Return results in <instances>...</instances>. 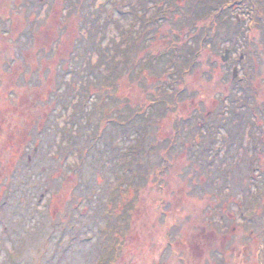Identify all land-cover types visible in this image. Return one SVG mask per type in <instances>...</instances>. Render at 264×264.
I'll return each mask as SVG.
<instances>
[{"label": "rangeland", "instance_id": "374dc122", "mask_svg": "<svg viewBox=\"0 0 264 264\" xmlns=\"http://www.w3.org/2000/svg\"><path fill=\"white\" fill-rule=\"evenodd\" d=\"M82 1L0 0V264H98L108 240L100 233L107 221L102 206L112 192L122 198L120 180L98 173L92 179L100 157L98 143L88 139L92 123L76 132L71 117L84 94L80 67L98 66L95 72L106 76L100 54L107 62L122 60L112 46L126 47L123 33L133 29L132 18L113 7L138 0ZM245 1L231 18L243 31L220 43L216 55L205 54L184 86L190 100L180 113L193 112L196 122L187 124L182 150L163 169L153 159L164 151L149 153L142 188L134 178L122 183L134 186L119 211L134 210L123 264H264V137L251 136L264 135V0H251L252 14ZM168 27L159 30L157 44L173 35ZM178 84L177 94L184 90ZM87 102L90 110L93 101ZM199 105L204 111L197 114ZM81 116L77 121L85 123ZM172 120L157 124V143L171 140ZM254 151L262 155L252 166Z\"/></svg>", "mask_w": 264, "mask_h": 264}, {"label": "trees", "instance_id": "16d2710c", "mask_svg": "<svg viewBox=\"0 0 264 264\" xmlns=\"http://www.w3.org/2000/svg\"><path fill=\"white\" fill-rule=\"evenodd\" d=\"M69 1L67 0V4ZM183 1L185 0H138L136 6L129 3L128 8L125 5L123 10L116 4L113 9L119 10L124 18H132L130 25L133 29L129 28L124 33L118 29L124 35L126 47L123 48L119 43H114L112 46L116 58L122 57V60L116 62L115 58H112L107 62L105 56L100 54L101 63L106 65L108 71L106 76L95 72L98 66H89L82 70L80 67V71H84L85 80H81V76L78 77L79 82L81 81L79 89L84 91V94H79V102L73 110L71 117L73 130L81 132L92 123L93 133L88 139L92 143H98L94 149L100 157L98 164L93 165L96 172L91 177L94 181H97L98 174H104L105 179L115 177L120 180L118 189L122 191L120 200L113 198L112 192L111 198L102 206L107 221L100 229V233L108 236V240L103 239L101 243L98 264H123L121 259L126 250L127 237L131 233L134 210L131 214L129 210L125 214L119 211L126 207V192L131 191L134 186L131 185L130 190H127L122 183L126 184V181L134 178L135 183L140 182L137 183V188H142V181L146 176L143 166L146 164L145 160L149 153L153 156L157 148L164 151V153H157V158L153 159L155 163L158 161L156 165L163 169L166 165L169 166L173 154L182 150L186 139L189 138L187 124L191 127L196 122V115L193 112L188 116L180 113V108L188 104L190 100V94L185 93L184 86H187L190 77L195 75L199 68V61L205 54L216 55L220 43L227 40L234 42L236 36L241 33V30L243 31L231 18L234 14V6L244 7L241 4H244L245 0H186V6L183 5ZM75 2L79 6L84 4L82 0H75ZM86 2L88 6L91 3L90 0ZM245 2V6L248 5L247 3L250 4L251 9L248 8V13L252 14L256 3L251 0ZM79 6L78 8L77 5L74 6V9H79ZM88 6L84 7L87 9ZM81 14L85 13L81 11ZM105 21L101 25L103 32L107 27ZM165 24L170 25L169 32L173 35L157 44L159 30ZM226 24L228 25L225 33L227 36L222 38L221 27ZM247 30L248 28L245 31ZM188 40L193 41V44H189ZM78 67L75 66L69 71L75 73ZM127 82L130 83L127 85ZM179 82L182 83L180 86H183L184 90L177 94L175 90ZM252 95L255 97L254 92ZM61 99L65 101L63 95ZM91 100L93 103L90 110L83 107L85 102L88 103L87 101ZM66 108H68L67 105ZM222 108L225 113L229 111L227 105ZM196 111L199 114L204 109L199 105ZM233 114L236 118L234 111ZM80 115L86 120L85 123L77 121ZM169 115L173 116L175 132L171 134L170 141H167L170 138L166 137L165 140L157 143L159 141L156 140V134L160 131L157 124L164 122ZM97 116L100 117L94 123L93 120ZM257 120V118L253 120L252 125ZM244 121L247 122L246 119ZM262 122L264 127L263 117ZM238 123L241 122L238 121ZM155 128L158 130L155 131ZM251 136L254 140L264 137L262 133L259 138L256 137L253 131ZM242 138L237 140L241 141ZM99 142H103V146L99 147ZM146 143L149 144L148 147ZM256 143L252 145L255 150H258ZM85 144L87 143L84 142L76 149L79 157H83L86 153ZM254 152L257 156L253 157L252 166L259 162L262 155L261 151L260 155L258 151ZM216 153L218 151H215ZM107 163H110L108 167ZM68 172L69 176H74L72 169H68ZM85 179L81 176V187ZM81 187L76 189V193L80 192ZM158 187L157 185L156 188ZM83 188L87 189L88 185H84ZM109 206L112 208H108Z\"/></svg>", "mask_w": 264, "mask_h": 264}]
</instances>
